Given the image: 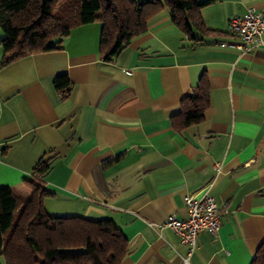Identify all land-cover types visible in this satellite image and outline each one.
Here are the masks:
<instances>
[{
  "label": "crops",
  "instance_id": "0c3cea01",
  "mask_svg": "<svg viewBox=\"0 0 264 264\" xmlns=\"http://www.w3.org/2000/svg\"><path fill=\"white\" fill-rule=\"evenodd\" d=\"M249 9L263 12L264 0H215L200 14L219 33L200 41L163 11L111 61L100 23L72 29L61 50L4 65L0 46V188L29 198L34 165L51 157L37 181L52 193L44 207L112 219L128 244L122 264H251L264 241V34L242 52L228 27ZM59 74L66 98L53 86ZM202 79L204 118L178 130L172 118ZM204 191L223 211L220 230L200 232L184 262L186 247L162 225Z\"/></svg>",
  "mask_w": 264,
  "mask_h": 264
},
{
  "label": "trees",
  "instance_id": "16d2710c",
  "mask_svg": "<svg viewBox=\"0 0 264 264\" xmlns=\"http://www.w3.org/2000/svg\"><path fill=\"white\" fill-rule=\"evenodd\" d=\"M215 0H0L2 65L26 55L61 50L72 29L100 23V49L111 61L130 42L146 33L148 22L166 11L173 26L189 40L210 33L201 10ZM198 34V37L197 35ZM54 89L66 98L70 81L56 75ZM209 104L206 82L186 98L172 118L181 130L200 123ZM52 168L51 157H41L26 181L29 198L9 187L0 188V264H122L129 253L122 230L112 219L53 216L44 207L52 195L39 185ZM251 264H264V241Z\"/></svg>",
  "mask_w": 264,
  "mask_h": 264
},
{
  "label": "built area",
  "instance_id": "2783aa9c",
  "mask_svg": "<svg viewBox=\"0 0 264 264\" xmlns=\"http://www.w3.org/2000/svg\"><path fill=\"white\" fill-rule=\"evenodd\" d=\"M230 32L239 39L236 46L242 52H250L263 44L264 11L256 12L249 9L243 17L234 18L228 24ZM218 171V166H215ZM187 216L179 218L170 215L162 226L172 229L186 247V258L192 255L196 238L200 232H207L216 237L221 226L223 211L219 209L213 198L204 191L201 195H192L185 198Z\"/></svg>",
  "mask_w": 264,
  "mask_h": 264
},
{
  "label": "rangeland",
  "instance_id": "374dc122",
  "mask_svg": "<svg viewBox=\"0 0 264 264\" xmlns=\"http://www.w3.org/2000/svg\"><path fill=\"white\" fill-rule=\"evenodd\" d=\"M47 210V212L50 214V215H55V214H64V211L65 210H62L63 208H45Z\"/></svg>",
  "mask_w": 264,
  "mask_h": 264
}]
</instances>
